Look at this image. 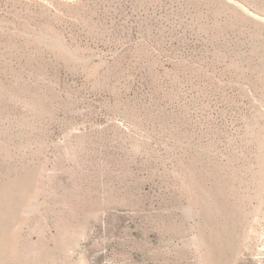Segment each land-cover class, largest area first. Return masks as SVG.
Masks as SVG:
<instances>
[{"label":"rangeland","instance_id":"rangeland-1","mask_svg":"<svg viewBox=\"0 0 264 264\" xmlns=\"http://www.w3.org/2000/svg\"><path fill=\"white\" fill-rule=\"evenodd\" d=\"M0 264H264V0H0Z\"/></svg>","mask_w":264,"mask_h":264}]
</instances>
